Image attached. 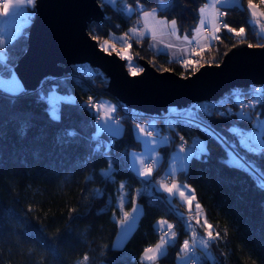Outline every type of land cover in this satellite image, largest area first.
Returning a JSON list of instances; mask_svg holds the SVG:
<instances>
[{"label":"trees","instance_id":"1","mask_svg":"<svg viewBox=\"0 0 264 264\" xmlns=\"http://www.w3.org/2000/svg\"><path fill=\"white\" fill-rule=\"evenodd\" d=\"M122 1L127 6L139 2L143 10L156 9L158 16L175 21L179 32L186 35L195 28L199 9L205 2ZM98 2L104 20L100 24L90 23L87 29L98 43L126 34L137 19L135 12L125 15L116 3ZM248 2L241 0L240 5L225 7V25L237 30L243 27L245 33L236 37L223 28L219 39L203 53L202 64L219 63L223 54L239 42L251 46L264 43L249 23L243 7ZM33 14L34 8H31V19ZM27 28L25 34L5 45L0 76L13 74L12 68L26 48ZM129 45L130 56L147 61L157 71L167 69L180 76L193 72L164 54L152 52L147 39L129 37ZM106 86L105 76L92 68L90 71L74 69L58 79L46 78L38 89L25 91L23 95L0 90V264H76L79 261L139 264L145 249L156 245L164 234V230L156 229L160 220L173 226L175 239L154 262L176 264L182 245L188 241L180 215L158 188L153 196L145 194L143 187L149 179L142 181L128 165L129 151L139 148L132 125L148 118L122 116L115 109L123 126L121 136L107 138L103 133L98 139L91 136L95 130L93 103L99 105L100 98L113 99L105 92ZM52 91L73 97L72 101L63 99L57 121L48 114L47 97ZM246 98L253 103L259 101L253 108V117L264 115V95H246ZM228 108H236L231 92L225 94L222 104L198 105L195 115L264 177V148L245 152L239 147L238 136L229 132L230 128H236L246 133L252 123L237 114L227 115ZM170 136L173 142L162 149L163 163L181 139L190 144L191 138L196 137L205 143V151L191 155L185 170L177 172L174 178L191 187L205 223L214 235L198 246L199 263L264 264V188L258 184L256 175L245 166L230 162L221 141L194 123L174 122ZM110 139L114 141L113 146H106L104 141ZM262 140L264 145V131ZM108 168L111 171L105 176L102 171ZM159 173L157 169L152 177ZM122 191L126 195L123 213L130 210L134 201L142 211L123 246L117 248L113 241L116 220L122 213L115 203Z\"/></svg>","mask_w":264,"mask_h":264},{"label":"water","instance_id":"2","mask_svg":"<svg viewBox=\"0 0 264 264\" xmlns=\"http://www.w3.org/2000/svg\"><path fill=\"white\" fill-rule=\"evenodd\" d=\"M103 20L98 0H36L25 51L12 68L25 91L36 90L42 80L61 78L70 74L73 66L86 63L105 76L104 90L109 97L147 117L171 107L216 101L231 89L264 86V43L249 47L243 41L229 48L219 63L202 64L187 76L157 71L147 61L135 58L143 71L133 77L125 60L115 52L101 51L88 33L90 23Z\"/></svg>","mask_w":264,"mask_h":264},{"label":"rangeland","instance_id":"3","mask_svg":"<svg viewBox=\"0 0 264 264\" xmlns=\"http://www.w3.org/2000/svg\"><path fill=\"white\" fill-rule=\"evenodd\" d=\"M111 4H115L114 0H107ZM209 0L207 2H204V4L200 7L199 9V20L194 28L193 31V37H199L201 38V43L199 44L198 39H194L188 44V47L190 49V52L192 51L193 48H206L207 50L210 48L211 44H213L216 40L219 39V34L221 33L222 29L224 27H220V31L218 33L214 32V29L216 28V20H215V13L212 11L209 7ZM4 3V2H3ZM2 3V4H3ZM1 4V5H2ZM223 6H233V5H238L241 4V0H223L221 3ZM248 5V3L243 6L244 8ZM163 4H161V7ZM242 6V5H241ZM127 8H124V10ZM204 9L203 12L200 10ZM216 10V7H215ZM34 15V14H33ZM28 19L30 22L32 21L31 17L28 15ZM30 24V23H29ZM136 27H139V24H135ZM29 27V26H28ZM207 31H205V29ZM204 29V30H203ZM28 30V28H27ZM27 34V31H26ZM216 36V39H213V36ZM5 37V36H4ZM113 40H108V45H104V41H101L98 43V45L102 47H107L109 50L115 45L117 52L120 51L123 47L128 46L126 44V40L129 37L127 34H123L121 39H117L115 36H112ZM10 39L8 37L2 39L0 41V58L4 55V47L7 43H9ZM264 42V39H263ZM116 53V52H115ZM130 55V53L128 52ZM205 55H202L201 57H193L190 56L191 59L196 60L198 64H202L204 61ZM179 59H182V61L186 60L184 57H179ZM182 61L181 62H175L178 66H182ZM126 62V67L130 73V68L132 70H135L136 68H140L135 61L134 58L131 56V61L125 60ZM184 68V67H183ZM184 69H190L191 68H184ZM17 79L15 74L13 73L12 75L9 76H0V90L11 93L8 91V81ZM18 80V79H17ZM19 82V80H18ZM20 83V82H19ZM51 95H54V93H51ZM49 96V95H48ZM64 97V96H62ZM69 99V98H68ZM66 100V98H64ZM99 105L97 108L93 107L95 115L98 116V123L96 130L99 133H104L107 134L110 137L113 138H118L122 134L123 126L120 123L119 120H115V117L117 116V113H115V105L108 101L105 98H100L98 101ZM99 114V115H98ZM264 127V115H255L254 116V121H253V129H251L250 133L254 136L257 135V132ZM161 128L163 130L165 129L164 124H162L160 121L157 120H152V119H146V121L142 122H136L132 125V132L134 139L138 141L139 143V148L136 150H130L128 154V165L129 168L132 172L135 173L142 181L143 180H148L152 177V173L156 171L157 169H160V173L155 176L158 178L159 184L164 185L167 187H171L173 184L176 185V188L173 189L171 193L167 191H161L163 193V196L166 198L168 202H170L173 206L174 209L178 212L180 209L176 205V202L173 201V192L177 190L179 194L183 192L185 195L181 196L180 198L183 200L184 205L187 207V210L191 212L192 208L198 209L196 206H199V204L195 200V196L193 193V190L191 187L188 185L179 182L178 180L174 179L175 175L177 172L181 170H185L186 165H187V160L188 158L192 155L189 150L193 149L195 146L198 147L201 152L205 151V143L203 139H198L194 141L193 144L188 145L187 147L180 146L179 144H176L174 150L169 152L168 156L166 157V161L163 163V152L162 149L165 148L168 145V140L166 138V133L165 131H161ZM152 130V131H150ZM264 131L261 130V134L259 133L258 137V144H253V146H261L260 141L263 142L262 140V132ZM225 141L223 137H221ZM195 147V148H196ZM191 148V149H190ZM228 156L229 160L231 162H234L239 165H243L241 161H238L233 157V154L228 151ZM184 158H187L186 160ZM183 164V166H181ZM145 169H151L150 173H145ZM110 168L102 171V173L107 176L110 173ZM166 178H170L171 180L166 181ZM169 184H168V183ZM122 186V184H121ZM120 186V187H121ZM164 189V187H162ZM165 190V189H164ZM126 199V198H125ZM186 200H192V204L188 205L186 203ZM119 208H120V213H122V217L120 219L116 220L117 223V233L113 241V246L114 247H121L125 243V240L127 237L130 235V233L133 231L134 227L137 224V220L141 214V206L140 204L136 203V201L133 202L132 207L127 213H123V204L124 202H120V200H116L115 203ZM200 207V206H199ZM181 215H184L181 213ZM201 213L199 214V217H201ZM195 217V214H194ZM202 218V217H201ZM195 219H197L195 217ZM204 222V219L202 220ZM198 222V221H197ZM199 223V222H198ZM200 224V223H199ZM201 225V224H200ZM206 231L207 238H204V240L208 239H213L214 235L213 233L210 232V229L208 226L203 227ZM202 230V228H201ZM166 237L163 236V238L160 239L158 244L165 242L163 239ZM212 237V238H211ZM187 242V247L185 250V255L187 256V250L189 249V242ZM184 245V244H183ZM189 259L188 257H186ZM186 259V263H187ZM76 264H84V261H79Z\"/></svg>","mask_w":264,"mask_h":264},{"label":"built area","instance_id":"4","mask_svg":"<svg viewBox=\"0 0 264 264\" xmlns=\"http://www.w3.org/2000/svg\"><path fill=\"white\" fill-rule=\"evenodd\" d=\"M115 3L121 7V8H131V10L133 11V13L135 12L136 15L143 10V6L139 3V2H135L133 6H127L122 0H114ZM4 2V0H0V5ZM255 4H259V0L257 2H253ZM245 11L248 15V20L249 23L251 25L252 30L259 35L260 37H262L264 39V17H252L250 15V11L248 10V7H245ZM258 11L264 12V5H261L258 8ZM227 15V10L224 6H216V10H215V20H216V27H224L225 25V17ZM205 31H207V29H205ZM4 35L3 32L0 31V41H2V39H4ZM126 44H129V37L126 40ZM182 59H177L176 62H181ZM183 62V61H182ZM78 70V71H90L92 69L91 66H89L88 64L84 63V64H78L72 67V70L74 71ZM257 89H259V91H257ZM231 95H232V100H233V104L236 106V108H228L227 109V115H231V114H237L239 115L241 113V111L246 115L247 117V121H250L252 123V128L253 129V121H254V117H253V108L250 107V104L253 103L252 99L250 98H246V95L249 96H253V97H261L264 95V86L262 85H252L249 86L248 88H238V89H231L230 91ZM226 92V93H228ZM225 93V94H226ZM225 94H223L220 98H218L216 101H205V102H199V103H194V104H189L183 108H175V107H171L168 108L166 112H162L160 115H147L148 119H152V120H157L160 121L162 124H164V131L166 133V138L167 140L170 142V144L173 142L170 136V126L176 122V121H187L190 122L187 118V114L194 112L197 110V106L200 104H204V105H217V104H222L224 102L225 99ZM108 101H110L111 103H113L115 106V109H118L121 111L122 116H136V117H144V114L142 112L133 110V109H129L127 108L125 105L121 104L120 102H116L115 100L111 99V98H107ZM93 107L97 108L98 104L97 102L93 103ZM99 115V114H98ZM115 120H119V117L116 116ZM97 123H98V116L95 115V119H94V125H95V130L91 133V136L93 139H98L100 134L97 135V133H99L96 130L97 127ZM194 123L196 125H198L199 127L207 130L208 132L212 133L214 132L209 126H207L204 122H202L199 118L197 121L195 122H191ZM250 129V131H251ZM152 131V130H150ZM250 131L244 133V134H251ZM197 138L196 137H192L191 138V142L190 144H193L194 141H196ZM105 145L106 146H113L114 141L113 139L110 140H105ZM221 143L224 145V147L227 149V151H230L233 154V157L238 161H241L243 163V166H245L248 170H250L253 174L256 175V177L258 178V184L260 186H262L264 188V177L261 176L259 173H257L251 166H249L246 162H244L242 156L233 148L232 145L226 143V141H224L222 139ZM190 144H185L184 140L181 139L179 142L180 146L183 147H187ZM238 144L240 149L244 150L245 152H250L249 149L244 148L240 145V139L238 137ZM196 147V146H195ZM195 147L191 150H189L191 153L194 152ZM253 149H261L264 148V145L262 144L261 146H251ZM256 151V150H253ZM231 162V160H229ZM234 163V162H233ZM159 179L156 177H152L148 180V182L146 183V185L143 187V191L145 194L149 195V196H153L155 190L158 188V181ZM166 181L171 180L170 178H166ZM168 183V182H167ZM169 184V183H168ZM180 221L183 225V229L186 232L187 236H188V242H189V249L187 250V257L189 259H187V263L186 264H200L199 263V252H198V246L202 243L204 238H207L206 233H203L201 231V228L199 226V223L197 222V219H195L194 215L192 213H184V215H180Z\"/></svg>","mask_w":264,"mask_h":264},{"label":"crops","instance_id":"5","mask_svg":"<svg viewBox=\"0 0 264 264\" xmlns=\"http://www.w3.org/2000/svg\"><path fill=\"white\" fill-rule=\"evenodd\" d=\"M223 0H209V7L212 11H214L215 13V7L216 6H223L222 3ZM14 2V0H13ZM205 2H207V0H205ZM240 5V4H238ZM226 7V6H224ZM30 10L31 8L28 7H22L19 9H12L9 13V17H12L13 15L15 16L17 21H20L21 19L27 17L28 15H30ZM145 12L149 13L150 15H145ZM125 15L130 16L133 11L131 10V8H127L124 10ZM137 19H135L134 23L128 28L127 30V35L130 38L133 39H147L148 40V47L149 49L156 53V54H164L168 57V59L172 62H176V60L179 57H184L185 59H191V52L190 49L188 47V44L193 41L194 39H198L199 40V44L201 43V38L199 37H193V31L190 35H186V34H181L178 30V27L176 24H173V21H169L166 20L165 18H162L160 16H158L157 14V10L156 9H150V10H143L140 11L137 14ZM8 17H5L3 14V9L2 7H0V22H3L4 20H7ZM199 20V18H198ZM135 24H139V27H136ZM206 29V28H204ZM203 29V30H204ZM134 30V31H132ZM0 31L3 32V35L6 37H8L11 41L13 39H11V37L13 36V32L9 29L5 27L4 23H0ZM118 40L122 38V35H118L115 36ZM4 55L0 58L3 59ZM51 93H54V96H60L62 97V95H59L55 92H50L48 95L50 96ZM63 99L66 98V100L68 101H72L73 97L72 96H64L62 97ZM69 98V99H68ZM263 128H261L258 132L257 135L255 136L257 139L259 137V133L261 134V130H263ZM104 134V133H103ZM104 137H110L107 134H104ZM260 144L262 145L263 142L260 141ZM189 159V158H188ZM188 161V160H187ZM158 190L161 191H165L164 189H162V185L159 184L158 186ZM174 196L173 201L176 202V205L178 206V208L180 209V211L182 212H178L176 211L179 215H181V213H192L193 215L195 214V217L197 218V221L201 224L202 227H206V223H205V219H204V215L203 212L201 211L200 207L198 209H194L192 208L191 212L187 210V207L184 205L183 200L180 198V194L177 190H175L172 193ZM125 192L122 191L120 196L117 198V200L119 199L120 202H125ZM137 203V202H136ZM115 206L117 207V209L120 212V208L115 204ZM202 214L201 217H199V214ZM204 219V222L202 221ZM171 225L170 223L160 220L156 223V229L157 230H164V234L161 236V238H163V236L166 235V237L163 239V241L160 243V245H162V249L161 251L163 252V254L166 251V247L168 244L172 243L173 240L175 239V234L173 233V226L171 225V228H169L168 226ZM185 243L187 244V242L185 241ZM184 243V244H185ZM158 244V243H157ZM156 244V245H157ZM151 246L149 248H155V246ZM204 247V246H203ZM183 248V245L181 247V249ZM186 248H183V250H181L180 254L177 255L176 257V264H186V255L185 253ZM143 254L142 253L141 257H140V263L139 264H159L156 261L159 257H161L162 255L157 254V253H152L151 255L155 256V259L148 261L143 259Z\"/></svg>","mask_w":264,"mask_h":264},{"label":"snow or ice","instance_id":"6","mask_svg":"<svg viewBox=\"0 0 264 264\" xmlns=\"http://www.w3.org/2000/svg\"><path fill=\"white\" fill-rule=\"evenodd\" d=\"M36 3V0H4V3L2 5H0V7H2L3 9V14L5 17H8L7 20H4L3 22L0 23H4L6 28H9L12 32H13V36L11 37V39L15 40L17 38H19L20 36H22L23 34H25L24 30L26 27L29 26L30 20L25 17L23 19H21L20 21H17L15 16L13 15L12 17H9V13L12 9H19L22 7H28V8H34ZM264 5V0H259V4H255L252 2V0H249L248 2V10L250 11V15L252 17H264V12L258 11V8ZM201 12L204 11V9L200 10ZM145 15H150L149 13L145 12ZM173 24H175V21L172 22ZM224 28L227 32L229 33H233L236 37H241L244 33H245V28L240 27L238 30L234 29L228 25H224ZM134 31V30H132ZM220 31L219 27H216L214 29V32L218 33ZM213 39H216L217 37L214 35L212 37ZM93 39H96V37L94 36ZM104 45H108V40L104 41ZM129 46H125L123 47L120 51L117 52L115 45H113V47L111 48V50H109L107 47H102L101 51H105L107 52L109 55H111L113 52H116V54L119 56L120 59L122 60H128L131 61V56L128 54L129 52ZM249 47H251V45H249ZM206 48H193L191 51V56L193 57H201L203 55V53L206 51ZM182 66L184 68H191V70L193 72L198 71L199 67L202 65H199L198 62L196 60L193 59H186L182 62ZM143 71V69L141 68H136L135 70H132L130 68V74L135 77L138 74H140ZM165 71H167V69H165ZM8 91L13 93V94H17V95H23L25 94V89L23 88L22 84L18 82L17 79H13V80H9L8 81ZM257 91H259V89H257ZM48 100V114L49 117L52 120H59V114H58V110L61 107V104L63 102V98L60 96H54V95H50L47 97ZM259 103V101H256L252 104H250V107L255 108L257 106V104ZM241 119H247L246 115L241 111V113L239 114ZM187 118L190 122H195L198 120V117L195 115L194 112H191L189 114H187ZM229 132L232 134H236L239 139H240V145L244 148L249 149L250 151L256 150L258 151L259 149H253L251 146L253 144H258V140L257 138L252 135V134H244V133H240L236 128H230ZM100 133H97V135H99ZM213 135H215V133H213ZM201 152V150L196 147L194 149V152L192 153L193 156L199 155ZM185 160L187 158H184ZM183 166V164L181 165ZM151 169H145V173H150ZM162 187H164L165 191L171 193L173 191V189L176 188V185L173 184L171 187H167L162 185ZM181 196H184L185 194L183 192L180 193ZM186 203L188 205L192 204V200H186ZM197 208H199V206H196ZM169 228H171V225L168 226ZM210 227V226H208ZM187 244L185 243L183 245V248H186ZM183 248L181 250H183ZM162 249V245L157 244L155 246V248H147L144 251L143 254V259L151 261L153 259H155V256L151 255L152 253H157L160 255H163V252L161 251Z\"/></svg>","mask_w":264,"mask_h":264}]
</instances>
